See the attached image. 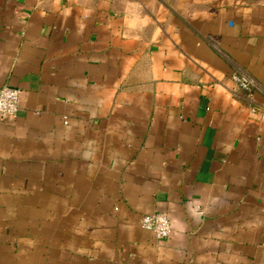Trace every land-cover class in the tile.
Listing matches in <instances>:
<instances>
[{
  "label": "crops",
  "instance_id": "obj_1",
  "mask_svg": "<svg viewBox=\"0 0 264 264\" xmlns=\"http://www.w3.org/2000/svg\"><path fill=\"white\" fill-rule=\"evenodd\" d=\"M2 85L0 264H264V0H0Z\"/></svg>",
  "mask_w": 264,
  "mask_h": 264
},
{
  "label": "built area",
  "instance_id": "obj_2",
  "mask_svg": "<svg viewBox=\"0 0 264 264\" xmlns=\"http://www.w3.org/2000/svg\"><path fill=\"white\" fill-rule=\"evenodd\" d=\"M234 88L246 89L256 85L253 77L243 70H235L230 74ZM19 89L9 85L0 86V115H13L18 109ZM142 228L147 229L153 235L162 239L170 232V221L165 213L147 212L140 219Z\"/></svg>",
  "mask_w": 264,
  "mask_h": 264
}]
</instances>
